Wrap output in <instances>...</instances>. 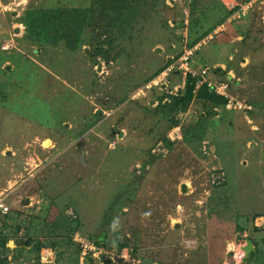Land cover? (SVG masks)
Instances as JSON below:
<instances>
[{
  "label": "rangeland",
  "instance_id": "374dc122",
  "mask_svg": "<svg viewBox=\"0 0 264 264\" xmlns=\"http://www.w3.org/2000/svg\"><path fill=\"white\" fill-rule=\"evenodd\" d=\"M250 1L0 0V264H264V0L235 16ZM69 9L51 43L26 27ZM223 81L246 109L213 96ZM71 211L102 241L88 261Z\"/></svg>",
  "mask_w": 264,
  "mask_h": 264
},
{
  "label": "trees",
  "instance_id": "16d2710c",
  "mask_svg": "<svg viewBox=\"0 0 264 264\" xmlns=\"http://www.w3.org/2000/svg\"><path fill=\"white\" fill-rule=\"evenodd\" d=\"M70 11H71L70 9H69V11L68 10L67 11L59 10L58 13H54V12L45 13V12H42L40 10L32 11L28 17V21L26 22V27L30 30V32H33L34 34H36V36L42 37V40L51 43V42L55 41V39H56L55 36H50V32H48V29H47L48 25L52 24L51 18L53 17V18L59 19V18H63V16L65 15L64 20L69 21V20L73 19V17H74L73 15H68V13ZM42 22H43V25H42ZM37 33H38V35H37ZM191 80H193V79L189 78L187 81L186 89L184 90V93L181 96L182 102L189 101L190 98L193 96L194 84H193V81H191ZM190 81H191V85H190ZM205 88L206 87L204 86V88H202V89L205 90ZM202 92H204V91L202 90ZM213 94H211V95H213ZM213 96L216 97L217 95H213ZM217 99L224 100L221 97H217ZM177 101H178V99H177ZM223 102H225V100ZM7 214H6V218H8V216H9ZM64 217L65 218L63 219V223L65 224V226L63 228H64V230H66L69 233L68 235L71 236L68 238L71 241V243L73 244V246L75 248V252L77 253L78 256L82 255V247L75 240V236H76L77 232H78L79 236L82 237V239H85L88 243L92 244L96 250L99 248V246L102 244V241L89 236V234L86 235L84 232L82 233L81 230L78 229L79 224H78L77 216L74 215V213H73V217L69 216L67 214ZM57 223H58L57 221H54L51 225L52 228L59 229L60 227L57 225ZM2 233L0 232V237L3 236ZM29 243H30V241H28V244ZM1 244H2V246H4L5 242L2 241ZM82 256H83L85 261H88L92 257V251H89L85 255H82Z\"/></svg>",
  "mask_w": 264,
  "mask_h": 264
},
{
  "label": "built area",
  "instance_id": "2783aa9c",
  "mask_svg": "<svg viewBox=\"0 0 264 264\" xmlns=\"http://www.w3.org/2000/svg\"><path fill=\"white\" fill-rule=\"evenodd\" d=\"M256 1L261 3V0H252L249 2V4H244L239 6V8L236 10L235 16L239 17L240 15H245L246 13H249L250 10L253 9V7L256 5ZM234 6H231V9H233ZM6 48V47H5ZM197 48L189 51H185L183 56L179 59V70H182V74L184 77L187 78V76H191L192 78H195L197 74L191 70V67L189 65V61L191 60V56L193 55V51H195ZM173 69V66H169L163 73L159 75L157 80H161V78H164L168 73H170ZM207 74V69H204L200 73V77L203 78L204 75ZM155 82V81H154ZM157 82V81H156ZM199 85V82L197 83V86ZM208 88L217 96L227 98V105L226 108L229 109L233 107L234 109H246V106H243L242 103L235 102L232 99H229L227 96V88L228 85L226 82H220L218 84H207ZM9 212V207L3 202L2 199H0V215L5 216ZM75 240L81 245L82 247V255H85L87 252L95 250L94 246L90 243H88L85 239H82L79 235L76 234ZM45 256H44V255ZM49 256L50 254L45 251L41 255V263L46 264L49 263Z\"/></svg>",
  "mask_w": 264,
  "mask_h": 264
},
{
  "label": "bare ground",
  "instance_id": "6f19581e",
  "mask_svg": "<svg viewBox=\"0 0 264 264\" xmlns=\"http://www.w3.org/2000/svg\"><path fill=\"white\" fill-rule=\"evenodd\" d=\"M241 249V248H240ZM246 250H244L243 251V249H241V250H237L236 249V257H237V259H242V258H244L245 257V255H246Z\"/></svg>",
  "mask_w": 264,
  "mask_h": 264
},
{
  "label": "water",
  "instance_id": "95a60500",
  "mask_svg": "<svg viewBox=\"0 0 264 264\" xmlns=\"http://www.w3.org/2000/svg\"><path fill=\"white\" fill-rule=\"evenodd\" d=\"M186 190V187H185V185H183L182 186V191H185ZM247 247H246V249L248 250V251H252V248H253V245H252V242L251 241H247Z\"/></svg>",
  "mask_w": 264,
  "mask_h": 264
}]
</instances>
